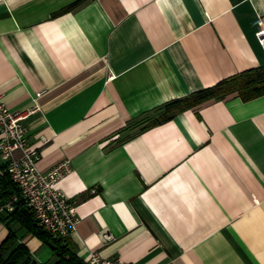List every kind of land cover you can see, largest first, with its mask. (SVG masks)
Instances as JSON below:
<instances>
[{"label":"crops","instance_id":"crops-1","mask_svg":"<svg viewBox=\"0 0 264 264\" xmlns=\"http://www.w3.org/2000/svg\"><path fill=\"white\" fill-rule=\"evenodd\" d=\"M77 1L0 0V101L38 105L27 124L41 171L71 162L59 186L77 208L74 251L264 264V94L230 93L163 120L169 102L264 66V0L65 10ZM9 214L0 243L12 230L34 261L54 264L52 247Z\"/></svg>","mask_w":264,"mask_h":264},{"label":"built area","instance_id":"built-area-1","mask_svg":"<svg viewBox=\"0 0 264 264\" xmlns=\"http://www.w3.org/2000/svg\"><path fill=\"white\" fill-rule=\"evenodd\" d=\"M262 32V30L260 31ZM42 92L37 93V97ZM38 105L13 109L0 101V159L3 172L9 174L15 191L0 204V214L13 212L24 203L33 213L36 224L54 238H68L77 227L74 201L59 186L72 172L69 160H64L44 172L37 166L42 150L30 145L28 119ZM110 238V235H106ZM84 264H130L121 258H103L93 251Z\"/></svg>","mask_w":264,"mask_h":264},{"label":"trees","instance_id":"trees-1","mask_svg":"<svg viewBox=\"0 0 264 264\" xmlns=\"http://www.w3.org/2000/svg\"><path fill=\"white\" fill-rule=\"evenodd\" d=\"M85 0H79L71 4L65 10L78 5ZM64 11V10H63ZM236 92L243 100L264 94V66L246 69L223 80L213 86L201 89L193 94L169 102L166 108V121L173 116L175 111H183L200 105L208 100L225 97L230 93ZM173 112V113H172ZM3 170L4 164H0ZM15 185L9 174L3 172L0 176V204L6 200L14 191ZM9 217L19 221L28 227L42 241L50 245L57 260L54 264H84L74 251L68 238H54L36 224L31 210L24 203H18L16 209L10 212ZM0 264H38L32 259L28 247L23 243H18L15 233L10 230L6 239L0 243Z\"/></svg>","mask_w":264,"mask_h":264}]
</instances>
